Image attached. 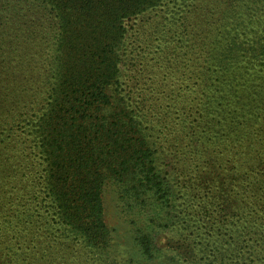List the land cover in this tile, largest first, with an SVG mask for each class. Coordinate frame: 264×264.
<instances>
[{
    "label": "trees",
    "instance_id": "16d2710c",
    "mask_svg": "<svg viewBox=\"0 0 264 264\" xmlns=\"http://www.w3.org/2000/svg\"><path fill=\"white\" fill-rule=\"evenodd\" d=\"M1 1L30 11L47 2L79 27L77 44L62 49L76 59L47 103L45 82L23 78L26 62L0 61L9 76L0 77V264H119L109 188L135 217L128 264H264V0ZM177 1L171 36L165 22L153 28L151 14ZM142 15L138 39L148 52L163 39L164 54L114 95L113 45ZM181 42L186 59L175 61ZM167 145L204 171L208 197L188 200L185 228L178 211L191 192H175L155 166ZM153 199L163 206L150 211ZM161 228L178 239L160 244Z\"/></svg>",
    "mask_w": 264,
    "mask_h": 264
},
{
    "label": "rangeland",
    "instance_id": "374dc122",
    "mask_svg": "<svg viewBox=\"0 0 264 264\" xmlns=\"http://www.w3.org/2000/svg\"><path fill=\"white\" fill-rule=\"evenodd\" d=\"M182 5L181 1L173 2L165 6L164 9L161 8L160 11L162 12L151 14L153 15L152 18L156 16L151 22L153 28L155 22H165L169 25L167 33L171 36L170 21L180 17L183 11ZM15 6L14 4L7 5L4 1L0 2V61L6 59L7 63H10L14 68L16 63L20 61L26 62V71L22 72L23 78L29 80L30 83L45 82L44 93L40 95L44 97V101L47 103L49 101L47 93H51L53 88L56 87L57 79L60 78V73L62 74L63 71L62 67H64V70L69 69L71 61L76 59L75 53H72L71 59L67 61L62 49H65L63 46L73 45L74 47L77 44L78 40L76 37L79 25L75 22V16L69 23L70 15H58V11L51 10L52 6L47 2L44 5H39L38 3L29 5L28 7L31 11L27 8L21 10L20 8H15ZM165 14L167 18H162ZM147 17L148 15H142L130 19L127 24L128 33L113 45L116 53L113 58L114 69L116 68L118 73L120 71L119 89H117L118 78L111 83L115 84V90L112 91L114 95H125L128 81L136 74L134 71L145 72L151 66L157 67L159 64L158 56L160 54L163 56L164 54L161 51L164 49L163 39L160 44L155 42V44L151 45L149 52L142 45L141 40L138 39V35L143 32L142 28L147 22L145 21ZM176 44L174 43V45ZM7 48L12 49L11 55H5ZM111 48L108 47V50ZM186 52L187 49L184 43L181 42L175 52V61L185 60ZM109 57H111V54H109ZM119 57L122 61L115 62V60H119ZM0 77H9L1 62ZM4 83L6 82H1L0 80V84ZM7 84L9 85V83ZM2 90H5V88ZM17 93L25 95L32 93V91L30 89H18ZM152 148L157 150L155 145ZM164 148V152L159 151L156 153L155 166L157 170H162L160 171L162 176L170 182L171 188L173 187L175 192H180V194L183 193L184 195L191 192V195L187 194L188 196L185 195L181 200L183 205L178 211V214L182 216L180 226L185 228L188 227L186 225L191 223V221L189 223L188 221L192 218L190 215L192 209L189 207V201L198 204L208 197L205 191L203 192L204 189L200 182L204 171L190 170L194 164L187 158L186 155L188 153L186 151L176 153L168 149V145L164 146ZM193 176H195L194 182L191 181ZM188 187L191 189L189 190ZM104 202L106 220L113 231V246L111 249L119 264H128L130 260H135L133 257L136 239L135 217L132 210L125 205L118 192L113 188L106 190ZM151 202L152 205H149L150 211L160 205L163 206L162 202L159 203L155 199ZM157 235L159 243L163 245L168 243L170 239L177 240L179 231L174 228H161Z\"/></svg>",
    "mask_w": 264,
    "mask_h": 264
}]
</instances>
